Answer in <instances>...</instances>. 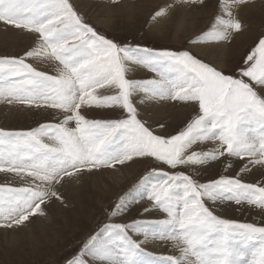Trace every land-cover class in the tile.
Listing matches in <instances>:
<instances>
[{
	"label": "snow or ice",
	"instance_id": "snow-or-ice-1",
	"mask_svg": "<svg viewBox=\"0 0 264 264\" xmlns=\"http://www.w3.org/2000/svg\"><path fill=\"white\" fill-rule=\"evenodd\" d=\"M181 3L207 9L210 0ZM247 3L222 0L223 15L189 41L233 43L235 36L248 34L247 46L219 66L190 48L116 42L73 0H0V22L34 37L22 54L0 57V100L63 116L27 130L0 129V172L29 178L26 186L0 184V228L47 216L53 199L67 207L58 191L67 180L151 159L170 171L152 168L108 212L110 218L123 215L146 196L143 213L159 209L166 217L106 224L66 264H264V224L216 214L217 205L228 202L259 207L264 214V26L252 31L234 15V8ZM167 11L168 6L160 8L152 19ZM41 58L57 63L55 74L28 62ZM131 64L156 77L128 78ZM139 91L190 105L192 115L174 127L149 122L134 102ZM89 111L116 115L88 118ZM207 142L215 146L207 148ZM221 158L226 170L239 168L235 176L201 182L196 172L181 170L206 168ZM254 173L256 182H245ZM157 239L172 240L179 256L147 251L144 245ZM253 242L258 247L249 251Z\"/></svg>",
	"mask_w": 264,
	"mask_h": 264
},
{
	"label": "rangeland",
	"instance_id": "rangeland-1",
	"mask_svg": "<svg viewBox=\"0 0 264 264\" xmlns=\"http://www.w3.org/2000/svg\"><path fill=\"white\" fill-rule=\"evenodd\" d=\"M95 1L97 2H94L93 4H95L96 6L92 7V5H90L92 3L88 4L87 6H85V4L80 6L78 5L76 0H73L78 10L81 11L80 13L85 15V17L89 19L97 27L98 31H105L107 33V36L109 38L114 39L116 42L141 44L153 48H163V47L190 48L193 54H197L200 57H204V56H201V54L197 52L193 48V46L198 44L200 45L211 44V42H207V41H212V44L221 43L219 41H215L211 39L201 40L197 43H192V44H190L189 41L194 40L196 37L200 36L201 33L209 31L211 29L213 23L215 22L212 21L213 22L212 23L211 20L217 16L216 15L217 12L215 13L216 4L217 3L219 4V5L217 4V7L222 5L221 4L222 0H210V5L207 9L210 8L212 9V6L215 7L213 10L214 12L212 11L210 17L211 20H208L207 22L206 19L204 18V14H205L204 12H206L205 9H201L195 5H191V6L184 5L181 3V0H133V1L119 0L118 5L115 4L113 0H95ZM211 3L213 4L211 5ZM125 4H128L134 8L132 10H129L126 8ZM247 4H251L246 9L248 13L245 14L239 13L240 7L244 5H241L239 8H234L233 13L234 15H238L252 29V31H257L262 26H264V0H248ZM165 6H168V11L165 15L167 14L171 15V21L167 24L163 23L164 21L162 20L166 19L164 18L165 15L157 17L156 19H152L155 11ZM178 11L181 12V15L177 14ZM187 11L189 12L195 11V15L198 18L197 25L193 28L198 29L199 33L195 35H190L191 37H187L184 34L179 36V30L177 29L178 23L173 21L174 18L176 17H182V15L186 14ZM105 18L108 19V21L106 20L108 26H104L103 24L98 22V19L102 20ZM191 21L192 20H190V22ZM8 27L6 28L5 25L2 22H0V28L4 30L9 29V31L19 32L22 34L25 33V35L28 37V40H26L25 44H23V47L21 48L19 47L18 42H16L15 44L14 42L13 44L0 42V57L22 54L23 50L26 47L33 44L34 37L30 33H28L27 31L14 29L11 26ZM237 37L240 36H235L234 39H236ZM242 37L243 39H245L244 41L248 40V34L242 35ZM241 49L243 50L244 48ZM241 49L240 51H242ZM28 62L33 63L34 66L38 67L39 70L49 72V74H55L56 69L58 67L55 61L45 60L43 58L29 59ZM127 77L130 79L143 81L146 79L155 78L156 73L150 71L149 69L143 67L142 65L131 64L129 67V71L127 73ZM105 94H111V92H106ZM145 94L147 93H144L143 91H139L138 93H136L134 102L138 104V101H140L139 98L143 97V95ZM138 96L139 98L137 99ZM145 96L152 99L155 103L159 101L158 103H162V104L165 103V106L174 108L167 110L164 117L162 118V121H160L166 123L167 125H171L174 127L178 124H181L182 122H186L188 119H190V116L192 115V108L190 107V105L185 104L186 105L185 109L187 108L185 111L183 108L184 107L183 102L179 103L177 101H172L168 99H163V100L159 98L155 99L151 97L149 94ZM8 106L9 107L16 106L21 108L22 110L26 109L25 111L28 114H27V118H22L21 116H17L13 114L10 116L0 114V129H4L5 131L27 130L29 128L37 127L38 124L58 123L60 120L63 119L62 114L58 110L45 108V107L36 108L34 106H27L19 103L9 104L6 103L5 101L3 102V100H0V108L2 107V109L3 108L5 109L6 107L8 108ZM179 107L181 109L183 108L182 110H184V112H186L187 114L186 113L184 114V112L179 113V109H177ZM42 110L44 112V116L39 115L40 113H42ZM172 112L174 114H172ZM85 115L88 118L105 119V118H114L116 114L103 112V111H89L85 113ZM142 116L145 119H147L149 122L156 121L154 119L152 120L149 117V115L142 114ZM3 123H7L9 124V126L12 127L11 128L5 127L4 125H1ZM214 146H215V142L213 143L207 142V148H212ZM221 160L223 161V158H221ZM215 163L218 162H214L213 165ZM219 163H221L220 170H210V169L203 170L200 167L193 168L191 166H189L187 169H181V170H185L187 174H192V172H196L197 173L196 178L200 179L201 182H205L208 179L218 178L220 175L235 176L239 171L238 170L235 173H230L228 172V169L231 167L227 168V170L225 169V164L228 163L227 161H223ZM131 164L132 163H130L127 166H133L134 164L140 167L139 168L140 171L138 172L136 177L131 178L130 181H128L126 185L123 186V188L121 187L119 191L117 190L116 193L113 192L114 194L112 193L110 195L109 194L106 195L105 199L98 200L97 193L92 192V190H87V185H86L87 177L90 178L91 176L97 177L100 174L102 175L104 171L112 170L118 168L119 166L115 168L100 169L99 171L96 172L95 175L89 176L85 174L79 177H74L73 179L64 182L63 187H59L58 191L66 201L68 205L67 207L65 205H62L59 201L53 199L52 203L47 209V213H48L47 216L37 215L35 218H30L31 222H26L24 226H21L19 228H15V229L0 228V264H66V261L71 260L73 255L78 251L79 247L82 245L85 238L99 231L106 224L126 223L132 219L157 220V219L165 218L166 214L159 209H154L153 211L147 214L143 213V207L148 205L149 203L146 196L144 199H138L136 203H134L130 207V209H128L127 212H125L123 215L110 218L111 214L110 212H108L109 206H114V204L117 202V199L120 196L124 195L126 192H128L129 189L133 188V186L136 185L138 182H140L142 178L145 177L152 170V168H160L163 171H170V169L167 166L162 165L159 162H156L151 159H140L138 160V162L133 163L132 165ZM127 166H121V167L124 168ZM28 180L29 178L27 176L21 177L11 173L0 172V184L8 185L11 187H20V186H26ZM73 182L74 183L76 182L75 185H80V186L82 185L79 190L84 191L83 194L86 195L88 202L90 201L89 203L90 210H88L86 213L82 215H79V210H80L79 204L77 205L73 199L75 194L73 191L74 185H71V183ZM245 182L253 183V181H248L246 179ZM55 205H57L58 207L61 205L62 207L66 208L68 211L77 212V215H75L74 217L77 218V224L79 226L77 227V229L71 230L70 232L72 233L63 236V239H68L67 242L65 243L66 246L61 244L56 249L42 248L40 251L37 252L35 256H32L34 245L36 241L39 239V234L41 233V228L43 226L47 228L46 224L47 223L48 225L50 224V219L55 221V218H58V216L56 215L58 209L54 207ZM85 205L88 204L86 203ZM226 205L232 207L234 210L223 208L222 211L226 209L227 211L222 212L221 209L216 208V214L221 216L222 218L236 220L240 223H255L258 225L264 224V218L262 219L253 218L251 220L242 217L240 214L241 209L242 210L247 209L253 212L259 211L260 215H263L264 217V214L261 213L259 207H254L248 204L236 205L234 202H228ZM217 206H221V205H217ZM75 212L73 214H75ZM135 238L142 239L143 237L138 236ZM158 245H160L159 248ZM161 245L165 248L166 253L164 252L162 253L158 251L162 247ZM144 247L146 248L147 251L154 253L156 256L175 257V256H179L180 254L179 248L175 246L172 240L163 241L157 239L150 241L147 245H144ZM168 247L170 250L168 249ZM256 247H258V245L255 242H253L249 246V251L254 250ZM176 248L178 250H176ZM154 249H156L157 251ZM85 259L88 258L85 257ZM249 259H251V257H249Z\"/></svg>",
	"mask_w": 264,
	"mask_h": 264
},
{
	"label": "bare ground",
	"instance_id": "bare-ground-1",
	"mask_svg": "<svg viewBox=\"0 0 264 264\" xmlns=\"http://www.w3.org/2000/svg\"><path fill=\"white\" fill-rule=\"evenodd\" d=\"M76 1H77L78 5H80V6L84 5V4H85V6H87L88 4L92 3V4H90V5H92V7L96 6L93 3L97 2L95 0H76ZM212 4L213 3H211V5ZM217 4H216V8H215L216 9L215 13L217 12L216 15H223L222 8H221L222 5L217 7ZM249 5H251V4H246L244 6H241L239 13L240 14L248 13L246 11V9L248 8ZM125 6L129 10H132L134 8L128 4H125ZM214 7L215 6H212V9L211 8L205 9L206 12H204L205 13L204 18L206 19V22L208 20H211L210 17H211L212 11L214 10ZM87 12H88V9H87ZM177 14L181 15V12L178 11ZM164 18H166V19L162 20V21H164L163 23H165V24H167L171 21V15H169V14L165 15ZM106 20L108 21L107 18L102 19V20L98 19V22H100L104 26H108L106 23ZM190 20H192V21L190 22ZM162 21H161V23H162ZM173 21L178 23L177 29L179 30V36L184 34L187 37H191L190 35H195V34L199 33L198 29L193 28L197 25V22H198V18L195 15V11H190V12L187 11L186 14L182 15V17H176V18H174ZM212 21L214 22L215 18L212 19L211 22ZM160 25H162V24H160ZM188 25H190V26H188ZM8 28H10V27H8ZM26 40H28V37L25 35V33L22 34L19 32L9 31V29L4 30V29L0 28V42L8 43V44H13V42L15 44L16 42H18L19 47L21 48V47H23V44H25ZM244 40L245 39H243V37L240 36V37H237L236 39H234L233 43H231V44H228L227 42L212 44V41H207V42H211V44H203V45L198 44V45L193 46V48L197 52H199L201 54V56H204V57L214 61L219 66H224L226 64V62L231 57H233L236 53H238L240 51L241 48H245L247 46L248 40L247 41H244ZM238 45H239V47H238ZM2 53H5V52H2ZM139 72H141V71H139ZM141 74H143V73H141ZM145 95H148V94H145ZM145 95H143V97H141V98H139V96L137 97V99L139 98V100H140V101H138L137 105H138L139 111L142 114L149 115V117L152 120L154 119L156 121H162V118L164 117L166 111L170 110V109H174L173 107L171 108V107L165 106V103H163V104L158 103L159 101H157L155 103L152 99H150L149 97H147ZM165 101H167V100H165ZM179 103H182V102H179ZM186 105L184 103L183 108L185 111L187 109V108L185 109ZM177 109H179V113L184 112V110H182L180 107ZM189 109H191V108H189ZM25 110H22L21 108L16 107V106H10V107L8 106V108L6 107L5 109L4 108L2 109V107H1L0 108V114L6 115V116H10L13 114V115L21 116L22 118H27L28 113ZM185 113L186 112H184V114ZM172 114H174V113L172 112ZM39 115L44 116L43 110H42V113H40ZM1 125H4L5 127H10V128L12 127V126H9V124H7V123H3ZM119 167L112 169V170L104 171V173L102 175L100 174L97 177L96 176H94V177L91 176V178L87 177V181H86L87 190H92V192L97 193V199L98 200L105 199L106 195H108V194L110 195L113 192L116 193L117 190L119 191V189H121V187L123 188V186H125L126 183L128 181H130L131 178H133V177L135 178L136 175L138 174V172L140 171L139 170L140 167L137 165H134V164H133V166H127L124 168L121 166H119ZM202 169L203 170H205V169L220 170L221 169V163L218 162V163H215L214 165L212 164L211 166L206 167V168H202ZM238 170H239L238 167H231L228 169V172L235 173ZM257 178H258V173H254L253 175H248L245 177L246 180L253 181V182H256ZM75 183L74 182L71 183V185H74L73 191L75 194H74L73 199L77 205L79 204V209H80L79 215H82V214L86 213L88 210H90V207H89L90 201L88 202L86 195L83 194L84 191L79 190L82 185L81 186L75 185ZM86 203L88 205H85ZM54 207H56L58 209L57 214H56L58 216V218H55V221L50 219V224L49 225H48V223L46 224L47 228H45L44 226L41 228V233L39 234V239L36 241V243L34 245V250L32 252V256H35L37 254V252L40 251L42 248H55L56 249L61 244L66 246L65 243L67 242L68 239H63V236H66L67 234L72 233L70 231L77 229V227L79 226L77 224V218L74 217L75 215H77V212L74 211L75 214H73L74 213L73 211H68L66 208L62 207L61 205L59 207L57 205H55ZM218 208L221 209V211L223 210V208H227L229 210H234L232 207H229L227 205L217 206V209ZM227 209L222 211V212L227 211ZM240 214L242 217H245L246 219H251V220L253 218H259V219L264 218L263 215H260L259 211L253 212V211H250L247 209H243V210L241 209ZM158 244H160V243H158ZM159 246L160 245H158V248H159ZM168 249H169V247H168ZM50 250H52V249H50ZM154 250H156V249H154ZM176 250H178V249L176 248ZM158 251L162 252V253L163 252L166 253L165 248L163 246ZM168 252H170V251H168Z\"/></svg>",
	"mask_w": 264,
	"mask_h": 264
}]
</instances>
